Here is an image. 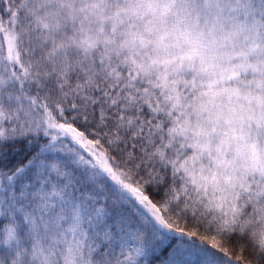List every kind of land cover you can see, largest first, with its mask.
I'll list each match as a JSON object with an SVG mask.
<instances>
[{
    "label": "snow or ice",
    "instance_id": "snow-or-ice-1",
    "mask_svg": "<svg viewBox=\"0 0 264 264\" xmlns=\"http://www.w3.org/2000/svg\"><path fill=\"white\" fill-rule=\"evenodd\" d=\"M0 264H264V0H0Z\"/></svg>",
    "mask_w": 264,
    "mask_h": 264
}]
</instances>
